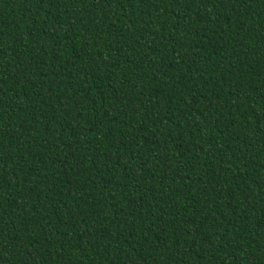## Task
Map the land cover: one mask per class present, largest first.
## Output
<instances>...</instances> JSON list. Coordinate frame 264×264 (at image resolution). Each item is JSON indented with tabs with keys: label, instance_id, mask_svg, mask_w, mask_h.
Listing matches in <instances>:
<instances>
[{
	"label": "trees",
	"instance_id": "1",
	"mask_svg": "<svg viewBox=\"0 0 264 264\" xmlns=\"http://www.w3.org/2000/svg\"><path fill=\"white\" fill-rule=\"evenodd\" d=\"M0 264H264V0H0Z\"/></svg>",
	"mask_w": 264,
	"mask_h": 264
}]
</instances>
